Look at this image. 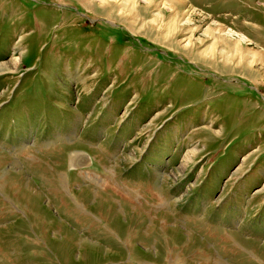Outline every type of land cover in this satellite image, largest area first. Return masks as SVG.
Listing matches in <instances>:
<instances>
[{"label": "rangeland", "instance_id": "374dc122", "mask_svg": "<svg viewBox=\"0 0 264 264\" xmlns=\"http://www.w3.org/2000/svg\"><path fill=\"white\" fill-rule=\"evenodd\" d=\"M0 264H264V0H0Z\"/></svg>", "mask_w": 264, "mask_h": 264}, {"label": "bare ground", "instance_id": "6f19581e", "mask_svg": "<svg viewBox=\"0 0 264 264\" xmlns=\"http://www.w3.org/2000/svg\"><path fill=\"white\" fill-rule=\"evenodd\" d=\"M180 2V1H179ZM181 3V2H180ZM187 21V20H186ZM217 29V28H216ZM208 30V29H207ZM222 30V29H221ZM225 32V31H224ZM219 33V32H218ZM233 35V34H230ZM240 36V35H239ZM242 39V38H241ZM220 42V41H219ZM234 46V45H232ZM246 56L248 57V55L246 54ZM255 57V55H254ZM250 58V57H249ZM14 63H18L19 59L17 57L14 56ZM68 164L70 167H72L73 169H78V173L81 174V176H83L85 179H91V180H96L98 184H100L99 186H102V184L105 183V181L103 182V180L98 179L96 176L89 174V172L87 171H83L80 170L79 164L81 165H89L90 161L88 160L87 156L85 154L79 153V152H73L70 154L69 160H68ZM89 179V180H90ZM127 193L134 195L135 198H137L138 194L136 193V191L134 189H127L126 190ZM134 198V199H135Z\"/></svg>", "mask_w": 264, "mask_h": 264}]
</instances>
